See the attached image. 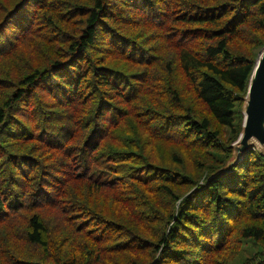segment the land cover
<instances>
[{
	"label": "trees",
	"instance_id": "obj_1",
	"mask_svg": "<svg viewBox=\"0 0 264 264\" xmlns=\"http://www.w3.org/2000/svg\"><path fill=\"white\" fill-rule=\"evenodd\" d=\"M263 46L264 0H0V264H264Z\"/></svg>",
	"mask_w": 264,
	"mask_h": 264
},
{
	"label": "water",
	"instance_id": "obj_2",
	"mask_svg": "<svg viewBox=\"0 0 264 264\" xmlns=\"http://www.w3.org/2000/svg\"><path fill=\"white\" fill-rule=\"evenodd\" d=\"M243 129L233 142L236 160L251 147L264 154V47L259 51L243 104Z\"/></svg>",
	"mask_w": 264,
	"mask_h": 264
},
{
	"label": "rangeland",
	"instance_id": "obj_3",
	"mask_svg": "<svg viewBox=\"0 0 264 264\" xmlns=\"http://www.w3.org/2000/svg\"><path fill=\"white\" fill-rule=\"evenodd\" d=\"M263 47H264V46H263ZM263 47H262V48H263ZM262 48H261V49H262ZM261 49H260V50H261ZM260 50H259V51H260ZM258 53H259V52H258ZM258 53H257V56H258ZM257 56H256V58H257ZM259 146H260V148H262V149L264 150V147H263V146H261V145H259ZM255 147L258 149L257 146H255ZM245 248H246V249H247V248H250V245H245Z\"/></svg>",
	"mask_w": 264,
	"mask_h": 264
}]
</instances>
